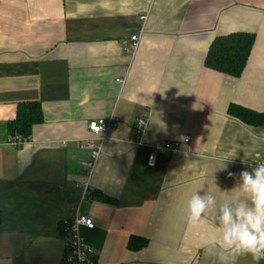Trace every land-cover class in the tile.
Here are the masks:
<instances>
[{
	"label": "crops",
	"instance_id": "obj_1",
	"mask_svg": "<svg viewBox=\"0 0 264 264\" xmlns=\"http://www.w3.org/2000/svg\"><path fill=\"white\" fill-rule=\"evenodd\" d=\"M241 32L256 38L242 76L205 68L215 38ZM33 101L44 122L15 147L9 124ZM230 104L264 114V0H0V264H67L61 229L77 216L95 224L80 231L96 264H220L187 201L222 199L264 162V126ZM101 119L114 126L93 159L83 142Z\"/></svg>",
	"mask_w": 264,
	"mask_h": 264
},
{
	"label": "clouds",
	"instance_id": "obj_2",
	"mask_svg": "<svg viewBox=\"0 0 264 264\" xmlns=\"http://www.w3.org/2000/svg\"><path fill=\"white\" fill-rule=\"evenodd\" d=\"M210 212L212 230L207 228ZM187 222L198 231L206 252L217 255L220 264H231L239 255L264 259V163L251 172L241 171L239 183L223 191L220 200L210 191L194 192L187 201Z\"/></svg>",
	"mask_w": 264,
	"mask_h": 264
},
{
	"label": "trees",
	"instance_id": "obj_3",
	"mask_svg": "<svg viewBox=\"0 0 264 264\" xmlns=\"http://www.w3.org/2000/svg\"><path fill=\"white\" fill-rule=\"evenodd\" d=\"M255 39L254 34L247 32L231 33L215 38L208 49L204 62L205 68L217 71L227 77L240 78L252 53ZM228 114L243 124L252 127L264 126V114L245 107L230 104ZM43 122L42 104L36 101L29 102L19 107L15 121L9 124V131L22 141H28L32 135V128ZM66 227L63 225L61 230L65 231ZM128 243L129 248L134 251L146 246V242L138 238L130 239Z\"/></svg>",
	"mask_w": 264,
	"mask_h": 264
},
{
	"label": "built area",
	"instance_id": "obj_4",
	"mask_svg": "<svg viewBox=\"0 0 264 264\" xmlns=\"http://www.w3.org/2000/svg\"><path fill=\"white\" fill-rule=\"evenodd\" d=\"M141 20L145 22L147 20L146 16H142ZM141 35L132 36L130 41L126 45V50L134 55L140 44H141ZM145 124H146V115L144 118L138 119L135 122V139L133 142L137 144H141L143 134L145 131ZM114 126L113 119H101L98 121H92L88 124V129L90 130L91 134L93 135L91 138L83 142L84 146L90 147L93 149V159H96L99 154V149L96 148V141L102 142L107 134L112 130ZM186 143L190 140L185 139ZM25 141H22L18 136L11 142V144L15 147L22 146ZM161 148V147H160ZM169 149L168 147H165ZM174 151V150H173ZM156 151L150 155L148 166L154 167L156 163ZM264 163V162H261ZM93 164H89V167H92ZM258 165H256L257 167ZM81 227H84L88 230L94 229L95 224L92 219H89L85 216H77V219L70 222L66 229H65V257L64 260L67 264H96L95 254L94 251L91 250L84 241V238L81 234Z\"/></svg>",
	"mask_w": 264,
	"mask_h": 264
}]
</instances>
